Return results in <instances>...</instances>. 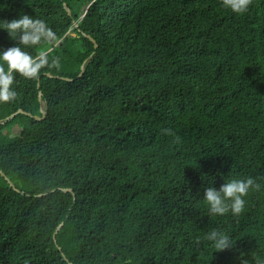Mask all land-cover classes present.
Instances as JSON below:
<instances>
[{
    "label": "trees",
    "instance_id": "16d2710c",
    "mask_svg": "<svg viewBox=\"0 0 264 264\" xmlns=\"http://www.w3.org/2000/svg\"><path fill=\"white\" fill-rule=\"evenodd\" d=\"M19 14L51 36L0 102V264H264V0H0Z\"/></svg>",
    "mask_w": 264,
    "mask_h": 264
},
{
    "label": "clouds",
    "instance_id": "9594fccd",
    "mask_svg": "<svg viewBox=\"0 0 264 264\" xmlns=\"http://www.w3.org/2000/svg\"><path fill=\"white\" fill-rule=\"evenodd\" d=\"M251 0H221V6L232 13L242 15L248 10ZM0 31L7 33L13 40L18 39L15 46L0 51V102H9L16 96L12 88L14 73L25 78H35L45 64L43 58L36 59L23 51L19 45L34 46L42 39L51 36L50 30L39 20H35L27 14H19L10 20L0 19ZM6 66V70L5 67ZM253 186L251 177L228 178L219 189L208 187L204 189L203 201L207 205L211 216H223L231 213L239 215L245 205V197ZM211 241L213 247L222 251L232 246V241L225 233L212 230L205 237Z\"/></svg>",
    "mask_w": 264,
    "mask_h": 264
},
{
    "label": "water",
    "instance_id": "95a60500",
    "mask_svg": "<svg viewBox=\"0 0 264 264\" xmlns=\"http://www.w3.org/2000/svg\"><path fill=\"white\" fill-rule=\"evenodd\" d=\"M18 113H23V112L19 110ZM24 114H25V113H24ZM14 115H15V114L11 115L10 118H12ZM27 115H29V114H27ZM10 118H8V119H10ZM8 119H7V120H8ZM7 120H6V121H7ZM6 181H7V183L9 184V186H12L11 183L9 182V180L6 179ZM53 239H54V236H53Z\"/></svg>",
    "mask_w": 264,
    "mask_h": 264
},
{
    "label": "rangeland",
    "instance_id": "374dc122",
    "mask_svg": "<svg viewBox=\"0 0 264 264\" xmlns=\"http://www.w3.org/2000/svg\"><path fill=\"white\" fill-rule=\"evenodd\" d=\"M68 33H69V32H68ZM72 35H73V33H70V34H69V36H72Z\"/></svg>",
    "mask_w": 264,
    "mask_h": 264
}]
</instances>
